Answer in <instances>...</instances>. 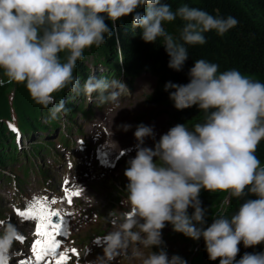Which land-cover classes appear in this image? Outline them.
I'll return each mask as SVG.
<instances>
[{
	"label": "clouds",
	"instance_id": "clouds-1",
	"mask_svg": "<svg viewBox=\"0 0 264 264\" xmlns=\"http://www.w3.org/2000/svg\"><path fill=\"white\" fill-rule=\"evenodd\" d=\"M128 16L145 43L162 38L168 67L176 72L189 57L187 46L205 44L207 32L223 36L238 25L233 16L187 4L174 11L162 0H0V87L24 84L37 105L53 106V117L65 109L54 94L65 89L90 100L95 93L101 104L116 102L121 91L128 92L123 82L92 75L81 86L73 73L84 51L104 44L105 35ZM177 18L183 22L178 38L164 27ZM60 53H67L63 62ZM188 77L187 84L169 82L165 90L171 89L169 99L178 111L196 106L205 113L204 122L192 130L177 124L152 147H144V141L153 137V128L136 126L135 156L123 173L127 195L121 203L129 211L121 223L113 221L115 230L104 237L97 264H111L130 243L160 249L142 264H185L179 256L169 258L161 246L166 225L189 239H202L209 261L264 264V251L245 252L236 260L241 244L246 249L264 244V166L256 155L264 140V83L235 69L219 72L217 64L204 59L194 61ZM202 190L227 193L242 203L230 217L218 216L206 226ZM19 240L17 226L0 220V264H11Z\"/></svg>",
	"mask_w": 264,
	"mask_h": 264
},
{
	"label": "trees",
	"instance_id": "trees-1",
	"mask_svg": "<svg viewBox=\"0 0 264 264\" xmlns=\"http://www.w3.org/2000/svg\"><path fill=\"white\" fill-rule=\"evenodd\" d=\"M162 2L170 4L174 11L180 6L187 4L189 7L202 9L215 16H233L238 20V25L223 36H218L214 31L207 32L205 33L207 41L205 44L187 46L189 57L183 69L179 72L173 71L168 67L169 57L162 46V38H158L156 43H145L141 39L140 30L133 29L131 16L117 22L120 25L116 33V41L106 34V42L99 47L93 45L86 49L84 58L88 55H91L96 60L103 58L105 64L110 63L118 67L116 57V42H118L123 55V67L127 73L134 76L148 71L155 76L157 81L152 97L153 101L166 105L170 104L174 110L171 116L175 122L177 124H185L189 130H192L195 124L204 122L205 113L198 110L196 106L178 111L169 99L171 89L166 91L165 85L169 82L181 85L187 84L189 82L188 72L192 68L194 61L198 59L217 64L219 72L235 69L250 80L264 83V0H162ZM164 27L169 34L178 38L183 22L177 18L171 23H165ZM59 55L63 62V53ZM85 67L87 66L83 61H78L77 67L74 69V74L78 77L80 76L79 79L83 83L88 78V75L83 73ZM28 99L30 100L29 96ZM30 102L31 108L38 110V107L32 101ZM5 113L7 114L6 106ZM1 117L2 114H0ZM34 120L32 116L20 115L21 123H27V127L31 126ZM1 147L5 148L4 145ZM2 152L3 149L0 150V160ZM256 155L261 161V166H264V140L258 145ZM0 164L2 163L0 162ZM223 198L225 196L221 195L220 192L201 191L199 199L202 202V206L207 210L206 223L212 221L215 215V213L213 214L214 207ZM249 198L254 199L255 197ZM231 199V206L223 214L225 217L233 215L240 203H242L241 200ZM192 211V209L188 210L189 215H191ZM239 247L238 256H243L245 252L264 251V244L247 249L242 244Z\"/></svg>",
	"mask_w": 264,
	"mask_h": 264
},
{
	"label": "rangeland",
	"instance_id": "rangeland-1",
	"mask_svg": "<svg viewBox=\"0 0 264 264\" xmlns=\"http://www.w3.org/2000/svg\"><path fill=\"white\" fill-rule=\"evenodd\" d=\"M119 25L120 24L116 25L112 30L111 36H109L112 40L116 41V33ZM117 44L119 43L116 42V46ZM66 56L67 54L63 53V61L66 59ZM0 78H3L2 70H0ZM154 87L155 78L148 73H142L134 80L133 87L128 94L122 97L123 91H121L116 102L104 103L103 107L99 110L94 107L93 114L95 119L89 121L84 120L82 123L76 118L73 122V128L80 130V133L83 132L82 134L86 135L93 130L95 131V128H89L93 122H95V125L103 122L105 128L114 134L109 139V142H115L119 147H122L130 144L136 145L133 133L137 125L144 124L146 126H151L154 132L153 137L145 139L144 147H152L154 143L159 140L161 135L175 126L170 117L163 112L169 111V108L154 105L146 101V97L152 93ZM27 94L28 91L24 84L6 83L4 86L0 87V114L6 115L5 101L10 95L14 97L17 105H19L21 99L27 98ZM85 101L87 102L86 98ZM116 103H118L117 107L115 105ZM105 116L108 118L106 119ZM60 120L61 123L66 122L65 117L60 118ZM123 125H131V128L128 131H123ZM46 138L52 139L53 137L48 135ZM87 138L90 140V135H87ZM106 140V136L101 138V141L105 142ZM30 143L31 141L26 143L24 141V148H30ZM46 144H48V141H46ZM91 144L94 145L96 142L92 140ZM52 147L54 148V146ZM43 151H45V149H43ZM131 158L124 159L120 165L117 166L118 172L116 174L103 173L101 177L93 181L94 184L91 187L92 198L89 197L87 200L80 203L81 207L79 209L83 210L85 207L90 208L88 219L82 218L81 215L78 216L80 227L74 231L78 236L79 242L83 243L82 248L85 249L86 247L103 245L104 237L115 230L116 226L113 224V221L121 223L123 214L129 211L126 204H122L121 201H124L127 195L125 192L127 180L123 173L127 167V162ZM120 167L123 168L120 169ZM220 194L225 196V198L214 207V218L225 214L232 202V199L228 197L227 193L220 192ZM115 208L116 210H114ZM101 232L102 234H100ZM133 249H136V247ZM163 249L167 252L169 258L173 256L170 254L184 258L185 255L189 253V247L175 241H168V244L163 245ZM136 251L142 255V258H146L150 254L151 249L143 247V245H138ZM132 259L141 262L137 257H133Z\"/></svg>",
	"mask_w": 264,
	"mask_h": 264
},
{
	"label": "snow or ice",
	"instance_id": "snow-or-ice-1",
	"mask_svg": "<svg viewBox=\"0 0 264 264\" xmlns=\"http://www.w3.org/2000/svg\"><path fill=\"white\" fill-rule=\"evenodd\" d=\"M74 195H79L78 193ZM69 201L71 197H68ZM18 215L35 219L38 221L36 235L40 237L33 245V254L35 257V264L48 257L50 254L54 256L56 250L59 248V244L56 241V237L59 235L61 223H55L54 217H58V213L47 210L39 203L33 205L27 211L19 212ZM55 264H67V257L61 254L58 258L54 256Z\"/></svg>",
	"mask_w": 264,
	"mask_h": 264
},
{
	"label": "bare ground",
	"instance_id": "bare-ground-1",
	"mask_svg": "<svg viewBox=\"0 0 264 264\" xmlns=\"http://www.w3.org/2000/svg\"><path fill=\"white\" fill-rule=\"evenodd\" d=\"M97 58V57H96ZM98 60V59H97ZM114 66V65H113ZM82 76H84V75H82ZM80 77V76H79ZM84 78V77H83ZM139 79V78H138ZM150 95V94H149ZM156 98V97H155ZM83 133V132H82ZM120 143V142H119ZM124 145V144H123ZM135 146V145H134ZM135 155V154H134ZM87 200V199H86Z\"/></svg>",
	"mask_w": 264,
	"mask_h": 264
}]
</instances>
